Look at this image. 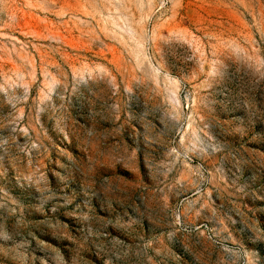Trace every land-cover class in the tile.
Wrapping results in <instances>:
<instances>
[{
  "label": "rangeland",
  "instance_id": "rangeland-1",
  "mask_svg": "<svg viewBox=\"0 0 264 264\" xmlns=\"http://www.w3.org/2000/svg\"><path fill=\"white\" fill-rule=\"evenodd\" d=\"M0 264H264V0H0Z\"/></svg>",
  "mask_w": 264,
  "mask_h": 264
}]
</instances>
